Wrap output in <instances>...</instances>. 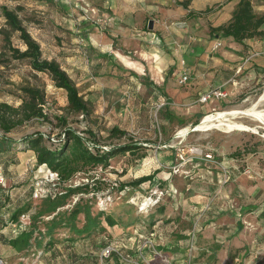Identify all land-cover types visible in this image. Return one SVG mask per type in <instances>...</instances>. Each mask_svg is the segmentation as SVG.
<instances>
[{
  "label": "rangeland",
  "instance_id": "1",
  "mask_svg": "<svg viewBox=\"0 0 264 264\" xmlns=\"http://www.w3.org/2000/svg\"><path fill=\"white\" fill-rule=\"evenodd\" d=\"M251 1L255 13L263 14L264 7H262V4L264 0ZM3 7L17 12L22 25L40 45L42 58L55 60L60 64L76 84L80 95L88 102L90 111L89 115L68 111L63 90L56 89L48 76L32 70L27 64V60L20 61L11 58L8 45L4 43L3 35L0 34V103L11 107L19 106L20 96L23 95L21 87L35 86L43 88L45 91V102L41 104V107L47 119H34L18 125L9 133V136L19 141L29 135L40 133L43 134L46 145L54 148L62 144L63 134V128L58 125L57 117L65 118L67 128L83 134L95 146H120L132 142L141 147L138 153H127L113 159L111 166L105 172L97 169L90 171L87 176L84 174L77 175L70 184L76 186L79 183L90 182L91 178L95 180L102 179V177L106 181L118 180L123 182L148 177L151 179L134 189L128 188L121 195L119 191H113L111 197H107L106 194V198L99 200L97 204L98 207H109L112 203H115L114 215L121 222L118 228L110 229L113 238L118 237L123 232L128 237L139 235L136 240L134 238L130 239L131 243L123 247V244L117 242L119 240L116 238L111 241L112 243L108 247L100 251L98 248L93 247L94 249H91V251L94 253L92 254L88 252L90 248L85 242L76 241L72 255L69 254L70 256L66 257V255L57 251L56 257L50 258V260L55 264H116L114 259L107 262L104 260L108 257L104 254L109 249L110 253L118 250L120 255L128 259L127 262L123 261L125 264H204L202 261L193 262L192 260V258L198 257L194 237L191 236L189 242L187 240L178 242L172 235V231L175 232L177 228L174 224L156 225L152 228L155 233V236L150 237L152 242L145 240L146 234L139 227L141 222H134V219L139 218L149 223V210L152 209L139 213L138 207L140 206H137L139 198L136 197L140 195L147 196L149 192L162 190L167 199L162 202L161 206L166 208L167 216L170 218L175 216H182L183 218L184 216L185 218L181 222H188L187 220L191 219L193 221L192 228L194 229V220L197 215L203 213L205 203L189 202L190 199L186 196L190 192L186 190L192 188V192L199 194L198 199L204 200L203 197L215 191L218 184L212 186L207 183L208 178H201L200 176H195L193 179H190V177L182 178V176H190L188 174L189 169L186 166L188 162H200L189 160L183 163L182 160L189 158V149L198 148L205 153H211L214 159L219 160L224 167H228V170L230 169V160H235L237 167L241 165L239 169L243 165L244 167L248 165V167H252L251 169L259 168L261 172L264 170V124L255 117L246 114L247 110L251 109L264 112V38L247 42L250 46L248 49H244L243 69L238 74L244 83L233 91L230 99L226 98L225 102L221 100L223 102L220 101L217 105H214L215 108L213 109L207 108L206 113L199 120V124H201L207 115L237 111L238 114L227 115L225 118L233 124L245 125L246 131L237 129L230 131L225 126L221 125L219 127L217 123L202 129L203 131L193 130L192 127H179L178 120L187 121V118L189 119L188 114L193 109L190 108V105L183 106L179 103L176 105L170 103L171 111L178 114H175L177 118L171 122L173 124L171 141L164 144L165 137L162 133V124L158 114V110L163 106L158 108V105L171 100L164 98L161 101H151L152 103L146 105L144 101L137 99L131 104V101L127 100V95L134 91L135 85L132 86L128 81L127 83L121 82L118 84L116 80H111L109 76H104V79H101L98 68L89 69L85 67L83 64L84 58L80 53L83 37L82 32H79L81 11L78 1L0 0V30H7L8 27L2 14ZM9 36L12 47L24 50V45L18 40V33L10 32ZM256 62H258L261 71L255 69V72L252 71L257 64L251 66L250 63ZM139 102L144 103V105L139 108V113L136 114L137 107L133 108V105L136 106ZM127 108H129V113ZM130 117H132V123L129 120ZM114 128L124 132L125 135L110 136L109 131ZM148 128H151L153 132L151 130L146 131ZM185 128L187 132L180 133ZM0 135H3L1 128ZM150 144H153V147H150ZM161 152L171 155L170 158L165 161L160 156ZM180 156L183 158L181 159ZM244 160L247 163H243ZM35 163V157L29 151H21V154L15 157L12 156L2 160V167L0 168L2 174L0 173V176L3 177V183L0 184V214L11 213L20 204L25 205L28 202H31V209L28 213L33 214L36 207L40 206L35 196L43 194V184L49 183L51 186L58 184L55 178L51 179L49 177L47 168L41 167L38 169V165L36 166ZM246 171H250L251 175H254L251 170ZM218 174H220L219 171L217 176ZM241 183L244 182L241 180ZM180 192H183L180 197L184 198L186 203L187 199L189 200L188 206L186 207L184 203L177 205L175 208ZM119 197L121 198L119 199ZM208 198L209 196L206 197V199ZM216 203L217 207L218 202ZM220 203L219 208L221 211L232 208L231 201L228 199L226 203ZM222 204L225 206L221 207ZM71 205L72 203L68 206ZM24 219L26 217L22 218V220ZM222 222L223 219L215 223L218 226H223ZM179 227L181 228L180 225ZM246 227L249 229L247 235H244L241 231V236L240 234H232L228 229L224 231L220 228L216 229V227L213 229L204 228L209 233L207 238H210L214 233H222L220 237L226 241L224 256H227V250L236 247L243 249L244 247L243 250H240V260L236 264H247L248 262L249 264H264V242L260 240L264 236V228L263 232L260 233L259 226L253 229ZM5 228L9 229L7 226ZM185 228H187L186 225ZM229 234H231L230 238ZM68 237L75 236L73 233L64 232V230L57 233V239L64 240ZM250 237H253L252 240ZM233 238L239 239L238 242H233ZM254 239L257 240L255 243L252 242ZM146 245L164 248L162 252L160 251L162 255L159 253L161 257L157 256L150 259L143 257V260H135L133 256L137 250ZM1 252L3 251L0 244ZM98 252L99 256L95 258ZM85 253L90 257L85 256ZM23 255H17L12 260H6L7 264H44L45 262L40 253L34 257L31 253L27 256ZM207 255L209 254L207 253Z\"/></svg>",
  "mask_w": 264,
  "mask_h": 264
},
{
  "label": "trees",
  "instance_id": "2",
  "mask_svg": "<svg viewBox=\"0 0 264 264\" xmlns=\"http://www.w3.org/2000/svg\"><path fill=\"white\" fill-rule=\"evenodd\" d=\"M2 14L5 18L8 31L0 30V34L3 35L4 43L8 45V51L12 56L11 58L20 61L27 60V64L32 70L48 76L54 87L63 90L65 93L67 101L66 108L68 111L89 115V104L83 99L82 95H80L79 89L74 81L67 72L62 69L57 61L42 58L40 45L22 25L17 12L3 7ZM10 32L18 33V40L24 45V50L11 46ZM209 36L211 38L217 37L218 39L229 40L233 43L240 44L243 46V50H246V48L248 49L246 42L264 38V13H255L251 0H238L231 14V18L223 25L209 27ZM20 89L23 95L20 96L19 106L11 107L0 103V128L3 131V135H0V168L2 167V160L11 158L12 156L15 157L21 154V151H29L34 155L35 164L36 166L38 165V169L44 166L49 171L56 174V181L58 184L52 186L49 183L43 184V194L35 196L40 206L36 207L33 214L28 213L31 209V202L25 205L20 204V206L11 213L5 212L0 214V244L2 245L3 251L0 253V258L8 263L6 260H12L16 258L17 255L24 254L27 256L31 253L34 257L40 253L42 254L41 257L45 260L44 264H55L50 258L56 257L57 251L66 255V257L70 256L69 254L72 255V250L74 249L73 247L76 241L85 242L89 246L90 249L88 252L91 254L94 253L91 249L98 248L100 251L108 247L112 243L111 241L116 238L119 240L117 242L123 244V247L128 246V244L131 243L130 239L134 238V240H136L139 235L136 234L132 235L133 237H128L122 232L118 237L113 238L114 236L110 232V229L118 228L121 222L114 215L115 203H112L109 207H98V201L105 199L106 194L107 197H111L113 191H119L121 195V193L127 191L128 188L134 189L151 179L148 177L136 181L123 182L118 180L106 181L103 177L102 179L98 178L95 180L91 178L90 182L75 184L76 186L70 184V182H72L77 175L84 174L87 176L90 171L99 169L105 172L111 166L113 159L127 153H138L141 147L137 143L131 142L120 146L114 145L105 148L96 145L94 149H89L84 140L76 134V131L67 128L66 119L60 117H57V122L58 125L63 128L61 145L54 148L49 147L46 145L43 134L40 133L29 135L17 141L10 137L9 133L18 125L34 119H47L41 107V104L45 102L44 89L35 86H25ZM158 114L160 118L162 117L161 129L165 137L164 144H167L172 138L171 132L173 130V124L171 122L177 117L169 110V106L166 105V103L158 110ZM201 116L202 115L193 121L192 128L199 124ZM186 125V121L178 120L179 127L183 128ZM109 135L112 137L124 136L125 133L114 128L109 131ZM190 163H193L195 168H208L207 164L203 162L190 161ZM214 168L218 169L221 177V170L217 167ZM0 173L2 174L1 171ZM188 177L190 176L184 178ZM219 180L216 190L204 196V200L201 199L200 202L205 203V206L219 189ZM229 181L230 178L227 184L222 187L218 196L212 200L209 207L203 209L202 214L197 215L194 220L196 223L194 229L192 228L193 221L191 219L187 220L188 222H181V220L185 218L184 216L183 218L182 216L171 218L167 216L168 213L166 208L161 206L162 202L167 199L165 193L159 202L151 208L152 210H149V223L139 218H135L134 222H141L139 227L142 232L144 231V234H146L145 240L149 241H151V236H155L152 228L158 224H162V226L166 223L174 224L177 228L175 232L172 231V235L178 242L184 240L189 242L193 234L192 237H194V243L197 247L196 253L198 254V257L192 258L193 262L202 261L204 264L239 263L241 255L240 250H243L244 247L243 249L236 247L232 250H227V258L224 260L226 241L221 239L222 237H220V235H222V233H214L210 238H207V234L209 233H207V230L204 228L209 227L213 229L216 227V229L220 228L224 231H227V229L229 231L231 228H234L236 235L242 231L244 226L245 228H247L246 226L251 228L253 221L248 218L246 220L243 219L244 214L250 211H244L242 209L245 208L244 206L250 207L249 205L253 203L251 201L239 203L236 198L225 194V188ZM207 196H209L208 199H206ZM226 196H228V200L231 201L232 208L221 211L219 208L220 202L226 203ZM120 198L121 197H119V199ZM136 198H139L137 206H140L145 196L140 195ZM216 202H218L217 207ZM71 203L72 205L68 206ZM223 204L221 207L225 206ZM256 211L258 212L259 209ZM230 213H233L232 216L235 217L236 220H231L229 223L233 222L234 225H216V221L220 222L223 219L218 220L221 215ZM22 216L26 217V219L22 220ZM262 216L264 215L262 214ZM185 225L187 228H185ZM6 226L9 227V229L5 228ZM61 230H64V232L67 231L70 234L73 233L75 237H68L64 240L57 239V233ZM252 238L250 237L251 240ZM256 241L257 240L254 239L252 242L255 243ZM163 249L164 248L161 247L155 248L154 246L149 247L146 245L140 250H137L133 257L135 260H143V257L150 259L152 257H157L153 250L161 254ZM207 253L209 255H207ZM85 256L90 257L87 253H85ZM98 256L99 252L95 255V258ZM121 256L122 255H120L117 250V252L110 253L104 260L107 262L110 259H114L116 264H125Z\"/></svg>",
  "mask_w": 264,
  "mask_h": 264
},
{
  "label": "crops",
  "instance_id": "3",
  "mask_svg": "<svg viewBox=\"0 0 264 264\" xmlns=\"http://www.w3.org/2000/svg\"><path fill=\"white\" fill-rule=\"evenodd\" d=\"M77 1L81 11L79 32H82L83 37L80 46L83 64L89 69L98 68L101 79L109 76L118 84L128 81L132 86L135 85L134 91L127 95L131 104L137 99L149 105L151 101L167 98L171 100L166 101L168 106L170 103L190 105L193 110L188 114L185 127L191 128L193 121L204 115L207 108L213 109L220 102L215 100L201 104L198 101L201 95L219 87L227 91V98L230 99L233 91L244 83L238 76L243 69V46L209 36V27L223 25L231 18L238 0ZM150 21L153 23L151 29ZM216 42L221 45L214 50ZM246 44L247 47L250 46L247 42ZM250 64H257L252 71H261L258 62ZM184 74L188 76V82L180 85L179 79ZM144 103L133 105V108L137 107L136 114ZM169 110L171 111L170 107ZM127 112L129 113V108ZM129 120L133 122L132 117ZM150 130L153 132L151 128L146 131ZM160 156L167 161L171 155L161 152ZM234 161L230 160L229 163L230 182L225 188V194L236 198L239 203H253L242 209L250 211L244 214L243 219L252 220L251 228L259 226L261 233L264 228V170L261 172L259 168L251 169L246 164L239 171L241 165L237 167ZM245 162L247 163L246 160L243 163ZM206 164V169L195 168L193 163L188 162L186 166L190 171V179L195 176L208 178L207 183L215 186L220 178V174L217 176L218 169L214 168L217 166ZM248 169L254 175L247 172ZM182 178L184 179L183 176ZM186 191L190 192V196H186L190 201L187 199L186 203L180 197L183 192H180L175 208L184 203L187 207L188 201H201L198 199L199 194L192 192V188ZM232 215L233 213L221 215L218 220L223 218L222 224L234 225L233 222L229 223L236 220ZM247 230L249 229L244 227L242 233L247 235ZM229 232L233 234L235 229L231 228ZM242 233H239L240 236ZM238 240L233 238V242ZM260 240L264 242V236ZM224 257L225 260L227 256Z\"/></svg>",
  "mask_w": 264,
  "mask_h": 264
},
{
  "label": "built area",
  "instance_id": "4",
  "mask_svg": "<svg viewBox=\"0 0 264 264\" xmlns=\"http://www.w3.org/2000/svg\"><path fill=\"white\" fill-rule=\"evenodd\" d=\"M220 45H221L220 42H216L214 44V46H213V49L217 50L220 47ZM187 82H188V76L186 74L182 75L180 77V79H179V84L180 85H184ZM227 96H228L227 91H225L224 89L218 87V88H213V89L208 90L206 93H204L203 95H201L199 97L198 101L201 104H205V103L212 102V101H215V100H218V101L224 100V99L227 98ZM164 104L165 103H161L160 105H158V108H160L161 106H164ZM182 132L183 131H180V133H182ZM185 132H187V129L185 130ZM76 134L79 135L84 140V142L86 143V145L88 146L89 149H94L96 147L94 144L90 143L83 134H81L79 132H76ZM105 147L106 146H104V148ZM188 153H189V158H186V159L182 160L183 163L184 162H188L189 160H197V161H200V162H206V163H209L211 165H215L221 170V177H220V180H219V189L212 196L210 202L204 207V209H206L207 207H209V205L212 202V200H214L218 196V194L220 193L222 187L225 184H227V182L229 180V176H230V174H229L230 171L228 170V167H224L219 162V160L214 159V157L212 156L211 153H205L204 151H202V150H200L198 148H191V149L188 150ZM180 158L182 159L183 157L180 156ZM42 167H44V166H42ZM47 172H48V175H49V177L51 179H54V178L56 179V174L52 173L48 169H47ZM2 183H3V177L0 176V184H2ZM158 191L155 190V191L149 192L148 195L145 196L144 201L141 203L140 207L138 208L139 212H146L147 209H151L153 206H155L159 202V200L163 196L164 192L161 191V190H158ZM21 218H24V216H22ZM195 226H196V223H195L194 227ZM192 236H193V234H192ZM153 252L158 257H161L160 254L157 251L153 250ZM109 253H110V250L107 249L106 253L104 254V256H108ZM121 259L124 262L128 261V259H126L123 256H121ZM0 264H7V263H5L0 258Z\"/></svg>",
  "mask_w": 264,
  "mask_h": 264
},
{
  "label": "bare ground",
  "instance_id": "5",
  "mask_svg": "<svg viewBox=\"0 0 264 264\" xmlns=\"http://www.w3.org/2000/svg\"><path fill=\"white\" fill-rule=\"evenodd\" d=\"M236 114H238L237 111H230V112H220V113H217L216 115H207V116H205V118L202 121V123L197 126V130L200 131V130H202L204 128H207V127L212 126V125L217 123L219 125V127L221 125L225 126L230 131L233 130V129L246 131V126L245 125L233 124L231 122H228V120L225 118L227 115H236ZM246 114L249 115V116L255 117L257 120H259L260 122H262L264 124V112H260V111H256L254 109H251V110H247ZM185 130L186 129H184L183 132Z\"/></svg>",
  "mask_w": 264,
  "mask_h": 264
},
{
  "label": "water",
  "instance_id": "6",
  "mask_svg": "<svg viewBox=\"0 0 264 264\" xmlns=\"http://www.w3.org/2000/svg\"><path fill=\"white\" fill-rule=\"evenodd\" d=\"M152 24H153L152 21H150V22H149V28H150V29L152 28ZM197 126H198V125H196V126L193 128V130H197Z\"/></svg>",
  "mask_w": 264,
  "mask_h": 264
}]
</instances>
